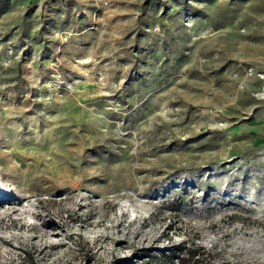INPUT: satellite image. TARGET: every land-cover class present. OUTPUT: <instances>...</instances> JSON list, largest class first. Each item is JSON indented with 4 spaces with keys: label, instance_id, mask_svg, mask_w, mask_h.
Instances as JSON below:
<instances>
[{
    "label": "rangeland",
    "instance_id": "obj_1",
    "mask_svg": "<svg viewBox=\"0 0 264 264\" xmlns=\"http://www.w3.org/2000/svg\"><path fill=\"white\" fill-rule=\"evenodd\" d=\"M188 244L264 264V0H0V264Z\"/></svg>",
    "mask_w": 264,
    "mask_h": 264
},
{
    "label": "trees",
    "instance_id": "obj_2",
    "mask_svg": "<svg viewBox=\"0 0 264 264\" xmlns=\"http://www.w3.org/2000/svg\"><path fill=\"white\" fill-rule=\"evenodd\" d=\"M205 248H197L194 249V247L191 244L188 245H177L172 248V252L177 256V264H201L200 255L202 253H206V251H203ZM199 255V257L196 258V256ZM213 264V263H212Z\"/></svg>",
    "mask_w": 264,
    "mask_h": 264
}]
</instances>
